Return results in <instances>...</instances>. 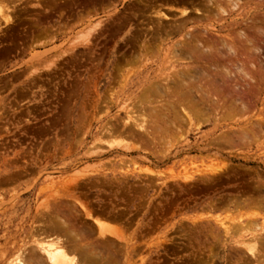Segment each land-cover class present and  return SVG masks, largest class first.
<instances>
[{"label": "rangeland", "instance_id": "374dc122", "mask_svg": "<svg viewBox=\"0 0 264 264\" xmlns=\"http://www.w3.org/2000/svg\"><path fill=\"white\" fill-rule=\"evenodd\" d=\"M63 1H0L16 24L0 16V264L58 236L73 242L68 233L53 234L59 218L98 251L95 219L120 232L123 240L110 238L104 253L111 264H264V229L240 231L264 225V0H221L220 9L203 7L205 0ZM190 40L212 42L224 56L223 63L217 52L216 63H195L196 75L208 72L211 89L220 88L215 94L222 89L220 99L206 102L210 115L203 118L206 103L197 97L204 115L168 129L163 146L110 135L111 127L125 129L131 111L142 114L139 103L157 76L167 84L186 68L175 54ZM234 56L249 76L236 70ZM218 66L232 73L214 77ZM245 130L256 139L240 143ZM225 134L235 143H221ZM252 238L257 258L246 248Z\"/></svg>", "mask_w": 264, "mask_h": 264}, {"label": "bare ground", "instance_id": "6f19581e", "mask_svg": "<svg viewBox=\"0 0 264 264\" xmlns=\"http://www.w3.org/2000/svg\"><path fill=\"white\" fill-rule=\"evenodd\" d=\"M0 1H2V0H0ZM19 1V0H18ZM26 1V0H25ZM35 1V0H34ZM43 1H46V0H43ZM48 2L49 1H52V2H50L51 4H56V5H58V4H60V2H57V0H47ZM62 1V0H61ZM78 1H81V0H64L63 2L64 3H67L68 4V2H70V3H75V2H78ZM123 1V0H122ZM166 2H168V3H172V5H175V4H177V3H183V2H179L180 0H165ZM184 1V0H183ZM229 1V0H228ZM192 2V1H191ZM236 2V1H235ZM1 3V2H0ZM22 3V2H21ZM28 3V2H27ZM81 3V2H80ZM229 3H231V2H229ZM3 4V3H2ZM13 4V3H12ZM140 4H143L142 3V1H140ZM84 5V4H83ZM86 5V4H85ZM169 5H171V4H169ZM202 5H203V7H213V9H214V7H218L219 9H220V7H221V0H205V1H202ZM6 6H8V4L6 5ZM0 7V16H2L4 19H5V23L7 24V26H9V27H15L16 26V24H15V18H13L12 16H11V14H10V8H8V7ZM74 7H75V5H74ZM81 7V6H80ZM161 7V6H160ZM170 7H174V6H170ZM183 7H185V6H183ZM190 7H192V6H190ZM194 9V8H193ZM171 10H173V9H171ZM186 10V9H185ZM194 10H196V9H194ZM208 10V9H207ZM43 11V10H42ZM117 11V10H116ZM156 11V10H155ZM201 10L199 9L198 10V8H197V10H196V12H197V14H199V15H201L203 12H200ZM209 11V10H208ZM207 11V12H208ZM212 11V10H211ZM187 12V11H186ZM195 12V11H194ZM188 13V12H187ZM213 13V12H212ZM114 14V13H113ZM136 14V13H135ZM157 14H160V13H157ZM189 14V13H188ZM210 14V13H209ZM137 15V14H136ZM135 15V16H136ZM165 15V14H164ZM164 15H163V17H164ZM183 15V14H182ZM203 15V14H202ZM85 16V15H84ZM90 16V15H89ZM186 16V15H185ZM204 16H205V13H204ZM141 17V16H140ZM162 17V18H163ZM165 17H167V16H165ZM164 17V18H165ZM3 18H1V19H3ZM17 18V17H16ZM205 18H206V16H205ZM79 19V18H78ZM90 21V20H89ZM4 21H2V23H3ZM18 22V21H17ZM81 22V21H80ZM88 22V21H87ZM92 22V21H91ZM89 23V22H88ZM98 24H101V23H99L98 22ZM87 25V24H86ZM94 26V25H93ZM86 27V26H85ZM88 27V26H87ZM89 28H91V27H89ZM88 28V29H89ZM96 28H97V26H96ZM81 29H83V28H81ZM92 29V28H91ZM147 29V28H146ZM13 30V29H12ZM45 30V29H44ZM86 31V30H85ZM84 33V32H83ZM89 33V32H88ZM90 33H92V32H90ZM89 33V34H90ZM94 33V32H93ZM95 33H96V31H95ZM79 34V33H78ZM41 36V35H40ZM88 36V35H87ZM48 37V36H47ZM50 38V37H49ZM84 38V37H83ZM90 39V38H89ZM85 40H86V38H85ZM192 40V39H191ZM189 41V42H184L183 44H182V46L179 48V50H178V53H176L175 54V56H176V58H175V56H174V58L176 59L175 61L176 62H182V63H184V62H186L187 64H186V68L183 70L182 69V72L181 71H178V72H180V73H178L177 74V77H176V73L174 74L175 75V79L172 81V82H170V83H167V84H163L164 83V80H166V78L167 77H165V79H163L162 78V80L163 81H161V79H160V77L159 76H157L155 79L157 80V81H159L160 80V82L158 83H151L149 86H147L146 88L147 89H145V88H143V89H145L146 90V94L145 95H147L146 97H147V100H146V102H142V103H139V109L141 110V113L142 114H139V115H136V113L137 112H134V111H131V113H129L128 114V116H127V120H126V123H125V129L123 130V131H121L120 130V132L119 131H117V130H115L113 127H111L112 128V130H111V132L109 131V134L111 135V134H113L114 132L115 133H119L120 134V138H121V135H124L125 137H127V138H132V139H136V137L137 136H139L140 137V139H143V137H145L146 138V140H141V143H143V144H150V145H156V144H158V143H160L161 142V146H163L162 144V142L163 141H168L167 139H168V137L166 136V135H168L169 136V133H170V131L168 130V129H171V128H176L177 130H179V126H180V124L182 123V122H187V124L190 122H193L194 120H197L196 118H198L199 119V117H201V116H203L204 115V112L202 111V108L200 107V105H201V102L203 103V105H205V103L207 102V103H210L211 102V98H212V101L213 100H215L216 99V97H218L217 99H220L219 98V96H217V94L219 95L220 94V92H221V90H220V92L218 93H216L215 94V92L216 91H219V89H218V87L216 88H214V89H211V87L212 86H215V85H213V83L211 84V77H207V73L208 72H206V71H203L202 69H201V71H203V73L202 72H200L201 74H197L196 75V73H197V70L199 71V69L197 68V66L198 65H195V63L196 62H201V61H203V60H207V61H211V60H213L215 63H216V61H217V59L216 58H218V60H221L222 59V57H224L220 52H218V50L213 46V44L214 43H210V42H206L205 44H203V43H201L200 41ZM252 40V39H251ZM251 40H249V42L251 41ZM50 41V40H49ZM87 41H88V39H87ZM188 41V40H187ZM248 41V40H247ZM86 42V41H85ZM89 42V41H88ZM88 42H86L87 44H88ZM167 42V41H166ZM224 43V42H223ZM245 43V42H244ZM250 43H252V42H250ZM160 45V44H159ZM179 45V44H178ZM225 46L227 45L226 43L224 44ZM230 45V44H229ZM229 45H227L226 47H229V49L228 50H230V51H228L227 53H231V51H233L235 48H233V45L231 46H229ZM157 47V46H156ZM222 47V46H221ZM259 49V48H258ZM154 50V49H153ZM157 50H158V48H157ZM161 50V49H160ZM167 50V49H166ZM214 52H213V51ZM217 50V51H216ZM236 50V49H235ZM257 50V49H256ZM260 50V49H259ZM164 51V50H163ZM258 51V50H257ZM216 52L218 53V56L216 55ZM219 53H220V55H222V57H221V59H219L220 58V56H219ZM229 53V55L230 56H233L234 55V53L236 54V51L235 52H232L233 53V55H231ZM238 53V52H237ZM172 54V53H171ZM170 54V55H171ZM215 55V57H214V55ZM166 55V54H165ZM241 54L239 53V56H240ZM173 57V56H172ZM226 57H228V56H225V58ZM234 57H236V56H234ZM242 57V56H241ZM248 57V56H247ZM251 57H252V55H251ZM49 58V57H48ZM61 58V57H60ZM174 58H171L172 60V62H173V59ZM224 58V59H225ZM228 58H230V57H228ZM239 58V57H238ZM246 58V57H245ZM231 59V58H230ZM233 60H234V62L233 63H235V60L237 59V57L234 59V58H232ZM241 59V58H240ZM168 60H169V58H168ZM232 60V61H233ZM238 60V59H237ZM251 60V59H250ZM174 61V62H175ZM223 61H225V60H223ZM227 61V60H226ZM240 61L241 60H239L238 62H236V63H239V65H240ZM137 62V61H136ZM221 62H222V60H221ZM242 62V61H241ZM169 63V62H168ZM219 63V62H218ZM217 63V64H218ZM223 63V62H222ZM221 63V64H222ZM227 63V62H226ZM233 63H232V65H233ZM235 63V65H237L238 67L236 68L234 65H233V67L234 68H236V70L238 71H241V73L242 72H244L245 70H244V68L242 67V66H244L245 68H246V66L244 65V63L242 62L241 63V68H240V66L238 65V64H236ZM185 64V63H184ZM198 64V63H197ZM213 64V63H212ZM211 64V65H212ZM231 64V63H230ZM193 65V66H192ZM207 65V64H206ZM209 65V64H208ZM210 65V66H211ZM214 65V64H213ZM223 65V64H222ZM222 65H220V66H222ZM232 65H231V67H232ZM180 66V65H179ZM182 66H184V65H182ZM196 66V67H195ZM200 66V65H199ZM198 66V67H199ZM215 66H217L216 64H215ZM220 66H218V67H216V69L217 70H219L220 69V71H216V75L214 74V77L216 76H221L222 78L223 77H226V74L228 73V74H230V73H232V72H230L229 73V71H228V68H227V71H226V69H221V68H219ZM223 66H225V65H223ZM222 66V67H223ZM226 66H228V64L226 65ZM174 67V66H173ZM229 67V66H228ZM252 67V66H251ZM259 67V66H258ZM172 68V67H171ZM184 68V67H183ZM210 68V67H209ZM212 68V67H211ZM253 68V67H252ZM180 69V68H179ZM213 69H214V71L216 70L215 69V67H213ZM234 70V69H233ZM232 70V71H233ZM247 70H249V69H247ZM176 71H177V69H176ZM210 71H211V69H210ZM158 72V71H157ZM163 72V71H162ZM227 72V73H226ZM234 72V71H233ZM246 73L248 72V71H245ZM244 72V74H246ZM251 72V71H250ZM118 73H120V72H118ZM199 73V72H198ZM215 73V72H214ZM235 73H236V71L234 72V74L233 75H235ZM238 73V72H237ZM240 73V72H239ZM238 73V74H239ZM240 73V74H241ZM168 74H169V72H168ZM173 74V73H172ZM171 74V75H172ZM260 74V73H259ZM171 75H169L170 77H172ZM200 75V76H199ZM201 75H203V76H201ZM247 75L249 76V74L247 73ZM246 75V77H248ZM163 76V75H162ZM168 76V75H167ZM230 76V75H229ZM260 76V75H259ZM227 77H228V75H227ZM231 77V76H230ZM154 79V80H155ZM170 79V78H169ZM244 79V78H243ZM248 79V78H247ZM222 80V79H221ZM251 80V79H250ZM163 82V83H162ZM221 83V82H220ZM222 83H223V81H222ZM123 84V83H122ZM247 86V85H246ZM239 87V86H238ZM241 87V86H240ZM242 88V87H241ZM216 89V90H215ZM218 89V90H217ZM251 89V88H250ZM212 90L214 91L213 93L216 95L215 96V98L214 97H211V94H212ZM231 91H232V89H231ZM143 92V91H142ZM210 92H211V94H210ZM233 93V92H232ZM244 93V92H243ZM246 93V92H245ZM141 94V93H140ZM143 94V93H142ZM228 94H231V92L230 93H228ZM228 94H226V95H228ZM238 94V93H237ZM240 95V94H239ZM108 96V95H107ZM152 96V98L155 96H159L160 98H161V100H157L156 99V101H153L152 100V98L150 99V97ZM212 96H214V95H212ZM229 97H230V95H228ZM227 96V97H228ZM145 97V98H146ZM197 97H199L201 100H199L198 99V101L196 100L197 99ZM221 97H223L222 98V102H223V99H226L225 97L226 96H224V94H221ZM246 97H248V96H246ZM244 98V97H243ZM137 100V99H136ZM232 100V99H231ZM235 100H237V101H234L233 102V100H232V102L234 103V104H232V106H231V104H229L230 106H231V108L230 107H228V108H230V110L229 111H231V109L232 108H234L236 105H235V103L236 102H238L239 101V98L238 99H235ZM243 99L241 98V102H239V103H241V107H242V111H243V109H248V105L246 106V104L242 101ZM201 101V102H200ZM200 102V103H199ZM213 102H216V101H213ZM218 102V101H217ZM231 102V103H232ZM207 103H206V105H205V109H206V107H207ZM212 103V102H211ZM210 103V104H211ZM200 104V105H199ZM223 104H224V102H223ZM222 104V105H223ZM238 104V103H237ZM215 105H217V103L216 104H214V107L215 108H217L216 110H218V107L217 106H215ZM219 105H221V104H219ZM221 105V106H222ZM225 105V104H224ZM235 105V106H234ZM240 105V104H239ZM250 105V104H249ZM101 106V105H100ZM146 106V108H144ZM211 106V105H210ZM203 107V106H202ZM211 107H213V105L211 106ZM128 108V107H127ZM209 108V107H208ZM222 108V110L224 109L225 110V108L222 106L221 107ZM212 110L214 111V109L212 108ZM220 110V109H219ZM206 111H207V113H205V115L203 116V118L206 116V114L207 115H210V114H208L209 112V109H206ZM237 111H238V109H237ZM129 112V111H128ZM222 112V111H221ZM228 112V111H227ZM239 112H241V111H239ZM139 113V112H138ZM229 113V112H228ZM243 113V112H242ZM226 115H228V114H226ZM229 115H230V113H229ZM233 115V114H232ZM231 116V115H230ZM229 116V117H230ZM228 117V118H229ZM94 118V117H93ZM206 119V118H205ZM208 119V118H207ZM189 121V122H188ZM79 122V121H78ZM189 123V124H190ZM185 124V123H184ZM184 124H182V125H184ZM196 126V125H195ZM180 128H182V127H180ZM109 129V128H108ZM107 129V130H108ZM251 129V128H250ZM171 130H173V129H171ZM176 130V131H177ZM180 130H182V129H180ZM243 130V129H242ZM252 130V129H251ZM259 130V129H258ZM241 131V130H240ZM244 131V130H243ZM242 131V133L243 134H241V136H238L237 137V140H239L240 141V143L242 142V143H245V142H248L249 140H251V139H253V138H251L250 139V137H254V136H252V134H249V132H250V130L248 131V133H247V130H245V132H243ZM105 133V132H104ZM175 133V132H174ZM173 133V134H174ZM250 133H254V132H250ZM106 134V133H105ZM255 134V133H254ZM116 135V134H115ZM226 135V134H225ZM109 135H107V137H108ZM114 136V135H113ZM174 136V135H173ZM176 136V135H175ZM181 136V135H180ZM227 136V135H226ZM235 136H236V134H235ZM125 137H123V138H125ZM178 137V136H177ZM109 138V137H108ZM127 138L126 139H124V141L125 140H127ZM179 138H182V137H179ZM224 139H222L221 138V143H225V144H227V145H232V144H234L235 143V141H236V139L235 138H233V137H223ZM177 139V138H176ZM254 139H256V138H254ZM254 139L253 140H251V141H254ZM120 141V140H119ZM123 141V140H122ZM123 141V142H124ZM128 141V140H127ZM137 141V140H136ZM170 141V140H169ZM168 141V142H169ZM223 141V142H222ZM126 142V141H125ZM138 142V141H137ZM167 142V143H168ZM127 143H130V142H127ZM126 143V144H127ZM135 143V142H134ZM166 143V144H167ZM171 143V142H170ZM253 143V142H252ZM119 144V143H118ZM121 144V143H120ZM171 144H173V143H171ZM171 144H168L170 147L172 146ZM133 145V144H132ZM131 145V146H132ZM164 145H165V143H164ZM166 146V149H168V147L169 146ZM126 146H128V145H126ZM124 147H125V144H124ZM138 147V146H137ZM126 149H128V150H130V151H134V150H137V149H139V147L138 148H136L135 146H132V147H125ZM151 148H153L152 146H151ZM63 149V148H62ZM165 149V150H166ZM190 149V148H189ZM127 150V151H128ZM126 151V150H125ZM156 151V150H155ZM161 151H163V150H161ZM157 152V151H156ZM176 152V151H175ZM98 153V152H97ZM99 153H101V152H99ZM99 153H98V155H99ZM159 153V152H158ZM157 153V154H158ZM161 153V152H160ZM152 154V153H151ZM105 155V154H104ZM175 155V154H174ZM87 156V155H86ZM103 156V155H102ZM95 157V156H94ZM96 158V157H95ZM123 158V157H122ZM124 158H125V156H124ZM220 168V167H219ZM213 169V168H212ZM215 169V168H214ZM213 169V170H214ZM217 169H218V167H217ZM216 169V170H217ZM223 169V168H222ZM218 170H220V169H218ZM150 171V170H149ZM215 172V171H214ZM222 172V171H221ZM220 172V173H221ZM152 173V172H151ZM219 173V174H220ZM223 173V172H222ZM221 173V174H222ZM212 175V174H211ZM214 176V175H213ZM156 177V176H155ZM190 177V176H189ZM209 177V176H208ZM206 178V177H205ZM212 178V177H211ZM126 179V178H125ZM190 179V178H189ZM214 179V178H213ZM77 180V179H76ZM195 180H197V179H195ZM209 180V179H208ZM211 180V179H210ZM261 183V182H260ZM156 185V184H155ZM259 185V184H258ZM72 186V185H71ZM257 187H260V186H257ZM261 187H263V186H261ZM72 188V187H71ZM76 188V187H75ZM159 189V188H158ZM258 190H259V188H257ZM256 189V190H257ZM252 191V190H251ZM260 191H261V188H260ZM259 191V192H260ZM262 191H263V189H262ZM262 191L260 192V193H262ZM264 193V192H263ZM244 195V194H243ZM249 197V196H248ZM254 198V197H253ZM263 200L264 198L261 196L260 197V199L258 198V200ZM233 201V200H232ZM253 201V200H252ZM255 201V200H254ZM258 204H260L261 202L260 201H256ZM260 202V203H259ZM233 203V202H232ZM255 203V202H254ZM257 203H256V205H257ZM263 204H264V202H262ZM242 204V203H241ZM248 204V203H247ZM68 205V204H67ZM251 205H253V204H250L249 205V207L251 206ZM261 205V204H260ZM259 205H257L256 207H258ZM262 207V206H261ZM60 208V207H59ZM258 208H260V206L258 207ZM258 208H255V209H258ZM263 208V207H262ZM222 209V208H221ZM254 209V208H253ZM259 210V209H258ZM72 211V210H71ZM74 211V210H73ZM75 211H76V209H75ZM90 211V210H89ZM58 212V211H57ZM62 212V211H61ZM75 213V212H74ZM259 213V212H258ZM257 213V214H258ZM61 214V213H60ZM251 215H252V213H251ZM250 215V216H251ZM88 216V215H87ZM92 217V215H89V217ZM101 215H99V219L100 218H102L103 219V217L101 216ZM246 216V215H245ZM93 217H94V215H93ZM248 217V216H247ZM86 218V217H85ZM256 218V217H255ZM254 218V219H255ZM87 219V218H86ZM89 219V218H88ZM92 219V218H91ZM115 219H117V218H115ZM249 219V218H248ZM59 220H60V218H59ZM59 220L57 221V219H56V221L57 222H55L54 221V219H53V221H54V223H52V231L54 232L53 234H55V235H57V234H60V233H58V232H65V233H68L71 237H73V242H67V239L65 240L64 239V237L62 238V237H60V236H58V237H56L55 238V240H52V242H50V244H48V245H46V243H45V245L46 246H44V243L42 244L41 242L38 244V246L34 249V250H32L31 251V253L27 256H25L24 255V252L21 254V253H19V254H15L10 260H8L7 261V263L6 264H79V263H84V264H111V262L113 261V260H111V255L109 256L108 254L107 255H104V253H105V251L106 252H108V251H110L111 250V248L113 247V244H111V242H112V240H113V238L114 239H121V240H123V237L121 236V235H119L120 234V232L118 233V231H115V230H112V229H109V228H106V227H104V225H103V223H101V221L100 220H98V219H95L94 220V218H93V220H94V224H96V226H97V231L99 232V233H97V235L103 240L102 241V243H101V245H102V249L104 250V251H102V250H100V251H98L96 248H95V246H93V245H88V244H84L83 245V243H82V241H81V237H79V235L80 234H78L77 232H76V230H75V228L72 226V224H66L67 222H65L64 220H62V222H59ZM111 220H113V219H111ZM116 221V220H115ZM70 222V221H69ZM107 222H108V220H107ZM223 222V221H222ZM258 222V221H257ZM246 223H249V222H246ZM106 224V223H105ZM118 224V223H117ZM223 226H224V223H221ZM235 224V223H234ZM242 224V223H241ZM249 224H252V225H250L249 227H248V229H247V231H246V227L245 226H247V225H244V224H242V225H244V227L242 226V228H241V232L243 231V232H246L247 234L249 233H251L252 231H254L255 232V230L256 231H259L258 230V228H260V230H262V229H264V225H263V222H262V226H259V225H257V224H255L254 222H252V223H249ZM46 225V224H45ZM112 225V224H111ZM222 227V226H221ZM228 227V226H227ZM226 227V228H227ZM233 227V226H232ZM231 227V228H232ZM220 228V227H219ZM230 228V227H229ZM228 228V229H229ZM42 229V228H41ZM118 230V229H117ZM234 230V229H233ZM245 230V231H244ZM223 231H225V230H223ZM226 232V231H225ZM260 232H263V230L262 231H260ZM253 233V232H252ZM225 234V233H224ZM228 234V233H227ZM227 234H225V235H227ZM239 234V233H238ZM258 234V233H257ZM231 235V234H230ZM229 235V236H230ZM242 235V234H241ZM48 236V235H47ZM232 236V235H231ZM53 237V236H52ZM110 238H112V240L110 239ZM248 239V238H247ZM120 240V241H121ZM243 240V239H242ZM118 241V240H117ZM247 241V240H246ZM255 239H251V240H249L248 242H250V243H248V244H246V248H247V250L249 251V253H250V255H256L255 253H257L256 251H258V249L260 248V247H258L257 249H256V243H255ZM37 242H39V240L37 241ZM123 241H121V243H122ZM35 243V242H34ZM124 243H125V241H124ZM258 243H259V241H258ZM99 244V243H98ZM130 244V243H129ZM244 244H245V242H244ZM260 245H262L261 244V242L259 243ZM122 245V244H121ZM127 245V244H126ZM258 245V244H257ZM135 246V245H134ZM31 247V246H30ZM35 247V246H34ZM118 247H120V245L118 246ZM26 248V247H25ZM133 248V247H132ZM28 249V248H27ZM39 250V252H41V254L39 255L38 253H37V251H35V250ZM123 249H124V247H123ZM136 249V248H135ZM135 249H134V251H135ZM261 249V248H260ZM264 250V249H263ZM24 251V250H23ZM134 251H132V252H134ZM243 251H245V250H243ZM264 252V251H263ZM123 253V252H122ZM121 253V254H122ZM136 253V252H135ZM259 253H260V250H259ZM27 254V253H26ZM126 254H130L129 253V245H127L126 246ZM245 254V253H244ZM261 254V253H260ZM242 255H243V252H242ZM241 255V256H242ZM258 255V254H257ZM262 256L264 255L263 253L261 254ZM245 256V255H244ZM260 256V255H259ZM28 257V258H27ZM248 257V256H247ZM252 257V256H251ZM113 258V257H112ZM245 258V257H244ZM254 258H257V257H255L254 256ZM253 258V259H254ZM253 259H251V260H253ZM255 260H257V259H255ZM254 261V260H253ZM114 262H116V261H114ZM125 262V261H124ZM259 262V261H258ZM122 263V262H121Z\"/></svg>", "mask_w": 264, "mask_h": 264}]
</instances>
